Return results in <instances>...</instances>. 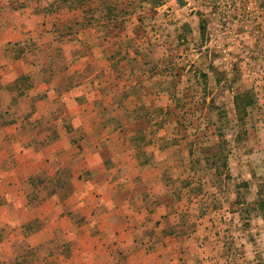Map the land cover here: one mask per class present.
Instances as JSON below:
<instances>
[{
    "label": "crops",
    "instance_id": "obj_1",
    "mask_svg": "<svg viewBox=\"0 0 264 264\" xmlns=\"http://www.w3.org/2000/svg\"><path fill=\"white\" fill-rule=\"evenodd\" d=\"M15 1L0 13V264H209L164 220L177 158L149 79H109L102 53L60 62L37 0ZM20 75L28 88L6 87Z\"/></svg>",
    "mask_w": 264,
    "mask_h": 264
},
{
    "label": "rangeland",
    "instance_id": "obj_2",
    "mask_svg": "<svg viewBox=\"0 0 264 264\" xmlns=\"http://www.w3.org/2000/svg\"><path fill=\"white\" fill-rule=\"evenodd\" d=\"M225 1L37 0V9L60 62L81 69L102 53L109 79L146 78L161 96L155 137L177 158L165 222L209 264H264V24L254 27L263 34L231 35ZM29 77L6 87L24 91ZM7 109L0 103L4 123Z\"/></svg>",
    "mask_w": 264,
    "mask_h": 264
},
{
    "label": "built area",
    "instance_id": "obj_3",
    "mask_svg": "<svg viewBox=\"0 0 264 264\" xmlns=\"http://www.w3.org/2000/svg\"><path fill=\"white\" fill-rule=\"evenodd\" d=\"M228 33L233 36L263 34L254 28L264 24V0H226Z\"/></svg>",
    "mask_w": 264,
    "mask_h": 264
},
{
    "label": "trees",
    "instance_id": "obj_4",
    "mask_svg": "<svg viewBox=\"0 0 264 264\" xmlns=\"http://www.w3.org/2000/svg\"><path fill=\"white\" fill-rule=\"evenodd\" d=\"M235 101H236V107L239 108L240 105H241L240 101H244V100H242V99H240L239 97H237Z\"/></svg>",
    "mask_w": 264,
    "mask_h": 264
}]
</instances>
